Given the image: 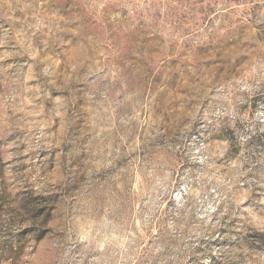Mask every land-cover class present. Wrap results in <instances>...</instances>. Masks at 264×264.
Listing matches in <instances>:
<instances>
[{"label":"rangeland","instance_id":"rangeland-1","mask_svg":"<svg viewBox=\"0 0 264 264\" xmlns=\"http://www.w3.org/2000/svg\"><path fill=\"white\" fill-rule=\"evenodd\" d=\"M0 264H264V0H0Z\"/></svg>","mask_w":264,"mask_h":264}]
</instances>
